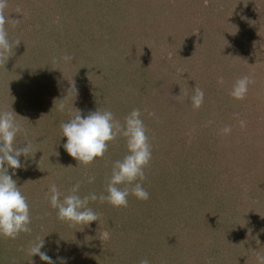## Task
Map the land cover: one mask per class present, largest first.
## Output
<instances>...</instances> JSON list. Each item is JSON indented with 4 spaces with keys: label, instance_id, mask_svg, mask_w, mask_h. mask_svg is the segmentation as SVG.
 I'll list each match as a JSON object with an SVG mask.
<instances>
[{
    "label": "rangeland",
    "instance_id": "1",
    "mask_svg": "<svg viewBox=\"0 0 264 264\" xmlns=\"http://www.w3.org/2000/svg\"><path fill=\"white\" fill-rule=\"evenodd\" d=\"M72 1L5 0L4 27L13 48L0 60V79L8 70L0 85V111L12 105L19 111L35 96L36 107H28L52 118L50 125L42 123L58 146L53 169L63 176L59 185L53 177L47 182L63 194L73 182H80L81 196L95 193L88 207L97 221H62L43 194L35 202L43 211L19 238L31 246L48 233L44 226L55 233L65 224L64 242L54 239L41 251L66 264H121L130 247L150 264H259L264 257V0H75L78 18L76 7L68 8ZM30 51L33 55H26ZM64 55L72 60L65 62ZM244 76L252 83L244 98L236 99L230 92ZM72 85L75 96L67 95ZM195 89L204 93L199 108L192 105ZM21 96L27 104L18 101ZM60 99L63 112L57 109ZM77 109L110 110L121 124L140 109L152 152L141 182L147 200L130 194L127 206L116 207L99 199L106 195L113 163L127 154L122 136L91 163L68 159L60 125ZM41 118L30 120L40 125ZM13 242L18 244L16 237L0 236V264H38L39 256Z\"/></svg>",
    "mask_w": 264,
    "mask_h": 264
},
{
    "label": "clouds",
    "instance_id": "2",
    "mask_svg": "<svg viewBox=\"0 0 264 264\" xmlns=\"http://www.w3.org/2000/svg\"><path fill=\"white\" fill-rule=\"evenodd\" d=\"M5 6V0H0V60L5 59L6 54L13 48L4 27L9 22V17L3 13ZM62 59L70 62L72 57L64 55ZM250 83L252 81L248 76L238 79L230 95L236 99H243ZM67 95H76L74 85L67 89ZM191 99L193 107L199 108L204 100L203 91L195 89ZM57 109L61 112L65 111L66 105L63 99H60ZM241 126H244L243 121ZM60 129V138H66L62 145L64 150L84 164L104 156L108 142L115 140L117 136H122L125 139L127 154L113 163L105 185L106 195H100L99 199L120 207L127 206L130 194L140 200L149 198L150 194L141 182L145 179L144 169L151 160L152 152L140 109L131 110L124 117L123 124L110 110L97 109L83 114L82 110L77 109L70 119L61 123ZM223 131L228 133L231 129L225 128ZM22 133L25 139L22 143H17V136ZM37 151L39 149L27 138V132L16 119L14 111H0V236L15 238L21 232L31 231L30 207L13 176L16 175L15 170L26 167L28 154ZM22 156L26 159L21 160ZM9 169L12 170L11 173ZM93 179L89 178V182ZM79 190L80 182L74 184L67 194H63L58 186L52 183L44 193V198L50 207L56 210L58 219L73 224L88 225L97 221V214L88 207L89 201L96 200L97 195L89 193L81 196ZM43 247L44 240L36 241L29 247L28 252L31 257L39 256L45 264H66V260L61 257L53 260L46 251H41ZM258 260L259 264H264V257H259ZM140 264H150V261L145 258Z\"/></svg>",
    "mask_w": 264,
    "mask_h": 264
},
{
    "label": "trees",
    "instance_id": "3",
    "mask_svg": "<svg viewBox=\"0 0 264 264\" xmlns=\"http://www.w3.org/2000/svg\"><path fill=\"white\" fill-rule=\"evenodd\" d=\"M74 3H76V4H74ZM70 7H72V10L74 9V7H76L75 16L78 18V1H75V0L72 1L71 4H69V6H68V8L71 10ZM76 23H78V19H77ZM72 42L73 41L71 40L69 42V44L75 46V44L72 43ZM26 55H33V51L31 53H29V54L27 53ZM5 72L8 73V70L5 71ZM7 73L5 74V76H3V78L0 79V85L2 83L4 84V77H7ZM4 86L7 87L6 85H4ZM8 90H9L8 91L9 95H7L6 92H3V91L2 92L6 94V97L10 101V98H9L10 97V89L8 88ZM17 90H19V92L22 91L23 90L22 86L19 85ZM34 97L35 96H33L28 101V104L24 100V97L21 96V98H18V101H21L20 103H22V101H24L25 102L24 104H27V107L24 106L23 109H20L19 111H16L15 105L14 106L12 105L9 108L5 109V111L13 110L15 114L18 113V114L21 115V117H20L21 119H19L20 121L17 118L16 119L22 124L23 128L26 130L27 138L30 139L33 142V144L35 145V147L39 149V151H37L33 155H32V153L28 154L26 167L15 170L16 175L13 176V179L17 181V186L20 187V191L27 198V202L29 204L30 210H32V211L34 209L35 202L37 200L41 201V198L43 197V194L47 191V189H44V188H48V186L52 184V182H47L46 178H48V177L55 178L56 181H57V184L59 185L60 183H62L61 179L63 177V176H58L60 172H58L57 170L53 169L54 166L56 167V162L60 158V157L56 156V154L54 152V151H56L58 149V148H55V147H58L57 143L54 142V140L50 139L49 133H46V134L44 133V131L46 129H48L50 123L52 122V120H51L52 118H50L48 120L46 118L48 114H46L44 112H40L42 110L40 108H38V109H36L34 111L35 108L30 109V107H28L29 105H33V107H36L35 106L36 99H33ZM14 107H15V109H14ZM21 111H22L23 114L20 113ZM26 115H27V117H26ZM31 115H33L35 117L36 116L42 117L37 122L40 125H37L35 122H32L30 120ZM23 116H24V118H23ZM43 116H46V117H43ZM45 120L49 124L47 127H46L47 124L44 123L45 125H43V123H42L43 121L45 122ZM17 139H18L16 141L17 143H22L24 141V139H25L24 134L23 133L19 134L17 136ZM53 143H54L55 146L53 145ZM56 158L58 160H56ZM20 159L21 160H25L26 158L22 156ZM68 159L71 160V162H78L77 160H75L71 156H69ZM74 165H76V164H74ZM58 170H61V169L58 168ZM9 172L11 173L12 170L9 169ZM61 172H62L63 175L65 174L64 170H61ZM74 176L76 177V181H77L78 180V173L76 171L74 172ZM71 179H70V183L73 182V181H71ZM73 184H75V182H73ZM42 211L43 210L41 208H39V207L36 208V206H35V213H31V211H30L31 218L35 217L34 215H37L39 212H42ZM41 220L42 221H44V220L47 221L48 219H46L45 217H41ZM65 228L67 229V226H65V224H62V226H60L58 228V230L54 233L52 228H50V225L49 226H44V231L48 230V233H46L44 235V238H42V240H44V243H48V242H54L53 240L57 239V243H59V242L63 243L64 242V237L62 236V234L64 233ZM37 229H39L38 226H37ZM22 233L23 232H21L19 235L16 236L17 243H18L17 245L20 248H24L26 250V249H29L30 246H28V244L24 243L27 240L23 241L24 239L19 238V236ZM40 233H42V231ZM3 239L4 238H2L1 241ZM14 241H15V238H14ZM5 242L8 245V240L7 239L2 241V245H5ZM13 245L17 246L16 244H14V242H13ZM24 249H21V251L24 252L25 251ZM167 254H168V256L165 258V260H169V257L172 256L171 253H167ZM141 260H142V258L140 256H138V254H135V249L133 250L130 247L128 249V252L125 253L124 256L122 257V259L120 260V263L121 264H140ZM37 263L38 264H45L44 261H42V260L40 261L39 259H38ZM110 264H111V262H110Z\"/></svg>",
    "mask_w": 264,
    "mask_h": 264
}]
</instances>
